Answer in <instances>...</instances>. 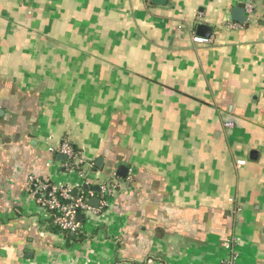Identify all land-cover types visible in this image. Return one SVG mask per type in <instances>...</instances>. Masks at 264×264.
<instances>
[{
    "label": "crops",
    "instance_id": "obj_1",
    "mask_svg": "<svg viewBox=\"0 0 264 264\" xmlns=\"http://www.w3.org/2000/svg\"><path fill=\"white\" fill-rule=\"evenodd\" d=\"M246 2L0 0V264H221L233 238L236 264H264V18L257 1L233 21ZM63 140L105 202L72 239L25 193L83 182Z\"/></svg>",
    "mask_w": 264,
    "mask_h": 264
},
{
    "label": "built area",
    "instance_id": "obj_2",
    "mask_svg": "<svg viewBox=\"0 0 264 264\" xmlns=\"http://www.w3.org/2000/svg\"><path fill=\"white\" fill-rule=\"evenodd\" d=\"M261 2V17L264 18V0H247L243 9L248 20L256 18V2ZM232 28L235 24L230 25ZM192 42L198 45H206L211 41L208 38H200L192 36ZM233 127L232 122H225L224 128L230 129ZM53 154H60L66 157L62 166L67 173H76L78 178L83 180L78 185L51 184L48 181L39 182L34 177H29L26 184V196L35 203L39 210L40 217L47 221L52 227L60 232L70 235L78 232L80 222L77 221L78 216L95 214V208L88 205V200L93 194L90 190L85 191L84 186H88V179L84 171L86 163L78 150H76L67 140H63L56 148H50ZM238 165H243L244 162H237ZM128 180V178H127ZM99 195L104 199L111 194L112 185L103 183L99 185ZM77 190L76 194L73 191ZM100 200V199H99ZM102 206L105 202L102 201ZM235 239H230L226 246L229 248L228 257L221 264H236L237 255L232 250Z\"/></svg>",
    "mask_w": 264,
    "mask_h": 264
},
{
    "label": "water",
    "instance_id": "obj_3",
    "mask_svg": "<svg viewBox=\"0 0 264 264\" xmlns=\"http://www.w3.org/2000/svg\"><path fill=\"white\" fill-rule=\"evenodd\" d=\"M152 2V4L154 5H164L166 4L167 0H150ZM231 19L233 21H236L238 23H243L246 21L247 17H246V14H245V11L243 8H240V7H234L232 9V13H231ZM211 34V29L204 25V24H197L196 27H195V36L197 37H200V38H209ZM255 152H251L250 153V158L251 160H254L255 159ZM57 159L58 160H61V161H65L66 160V157L63 156V155H60L58 154L57 155ZM100 163H101V159H97L96 160V167H100ZM128 174V168L126 166H123V165H120L116 168V171H115V175L122 178V179H125L126 176ZM88 186H84L83 189L85 191L88 190ZM93 191H95L96 193H100V189L99 188H92ZM77 190H74L73 191V194H76ZM88 205L95 208V209H98L99 208V203H100V200L98 198H90L88 200ZM80 219H81V216H78L77 217V221L80 222Z\"/></svg>",
    "mask_w": 264,
    "mask_h": 264
},
{
    "label": "trees",
    "instance_id": "obj_4",
    "mask_svg": "<svg viewBox=\"0 0 264 264\" xmlns=\"http://www.w3.org/2000/svg\"><path fill=\"white\" fill-rule=\"evenodd\" d=\"M91 191H93V190H91ZM68 237H70L71 239L73 238V236H71V234Z\"/></svg>",
    "mask_w": 264,
    "mask_h": 264
}]
</instances>
